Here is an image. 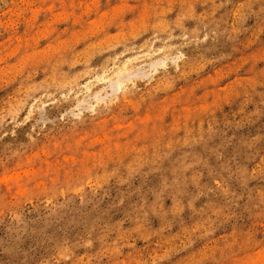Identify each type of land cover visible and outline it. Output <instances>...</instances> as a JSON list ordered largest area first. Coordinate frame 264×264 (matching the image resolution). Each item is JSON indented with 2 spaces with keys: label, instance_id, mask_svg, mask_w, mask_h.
<instances>
[{
  "label": "rangeland",
  "instance_id": "rangeland-1",
  "mask_svg": "<svg viewBox=\"0 0 264 264\" xmlns=\"http://www.w3.org/2000/svg\"><path fill=\"white\" fill-rule=\"evenodd\" d=\"M0 264H264V0H0Z\"/></svg>",
  "mask_w": 264,
  "mask_h": 264
},
{
  "label": "bare ground",
  "instance_id": "bare-ground-1",
  "mask_svg": "<svg viewBox=\"0 0 264 264\" xmlns=\"http://www.w3.org/2000/svg\"><path fill=\"white\" fill-rule=\"evenodd\" d=\"M125 72V71H124ZM116 75V74H115Z\"/></svg>",
  "mask_w": 264,
  "mask_h": 264
}]
</instances>
